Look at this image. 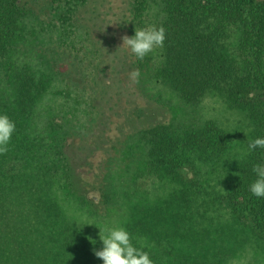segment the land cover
I'll return each instance as SVG.
<instances>
[{
    "label": "trees",
    "instance_id": "16d2710c",
    "mask_svg": "<svg viewBox=\"0 0 264 264\" xmlns=\"http://www.w3.org/2000/svg\"><path fill=\"white\" fill-rule=\"evenodd\" d=\"M148 26L165 28L164 46L137 60L122 38ZM166 94L192 107L218 94L247 118L248 142L264 137V0H0V113L16 124L0 154V264H102L80 190L114 202L125 154L135 180L165 186L154 203L122 191L134 205L119 224L154 264L264 256V198L249 191L264 149L233 157L212 121L149 126Z\"/></svg>",
    "mask_w": 264,
    "mask_h": 264
},
{
    "label": "rangeland",
    "instance_id": "374dc122",
    "mask_svg": "<svg viewBox=\"0 0 264 264\" xmlns=\"http://www.w3.org/2000/svg\"><path fill=\"white\" fill-rule=\"evenodd\" d=\"M117 2L115 4V2L112 1L109 6L115 9L117 4L119 6V1ZM159 98L161 100H157L162 105L158 106L151 103L150 109L147 110L145 120L149 126L153 123L167 122L168 124L172 123L176 127H186L188 125L201 127L205 122L212 121L229 133L231 141H233L231 148L233 157L240 159L244 156V153H246L247 143L253 135V129L251 128L245 115L236 109H231L228 102L222 96L218 94H209L196 107L183 106L176 98L169 94H166L164 97L162 95V97ZM128 155L129 154L123 155V160L121 162L120 160L117 161L115 167L111 170L113 179L110 181L109 185H112V187L115 186L114 190L117 194L114 202L106 200L107 198L102 199L101 193L99 195L93 191H89L87 193L86 188L85 193H83L84 189L80 190L82 194L88 196L89 202L93 205L92 210L96 214L95 216L89 218L91 223L94 222L96 229L104 230L106 228L122 227L120 224L126 222L124 221L125 216L128 214L129 210H133L134 200L127 196L124 198L122 197V191H126L125 189L149 194L150 203H154V199H156V197L159 199V202L165 199V186L157 189V183H155L150 176L142 175L135 180V170L133 168V164L129 165L127 163ZM140 156V161H142V155ZM139 164L143 166L141 162H139ZM140 165H138V168L144 170V166L141 167ZM121 168H129V171H125L124 174H122V178H118L116 174L119 173ZM85 175L86 172H83V176L80 181L81 183L89 180V178ZM132 176L134 178V184L131 180ZM191 177L194 178L193 176ZM80 182L78 181V183ZM210 184H213V182H210L209 185ZM110 187L111 186H109V189ZM154 194H156V196H151ZM124 228L126 229L127 227ZM262 256L263 255H261V257L253 256V254L248 253L240 260L239 264H264V256Z\"/></svg>",
    "mask_w": 264,
    "mask_h": 264
},
{
    "label": "clouds",
    "instance_id": "9594fccd",
    "mask_svg": "<svg viewBox=\"0 0 264 264\" xmlns=\"http://www.w3.org/2000/svg\"><path fill=\"white\" fill-rule=\"evenodd\" d=\"M166 39V30L163 26H148L134 30V35L124 36L122 44L127 46L137 60H143L156 48H162ZM141 73L135 69L129 73L132 82L138 83ZM16 130V124L8 115L0 113V154L8 151L9 143ZM264 149V137H257L247 143V150ZM252 171L256 176L249 185V191L257 198H264V164H254ZM90 239V238H89ZM102 242L100 250L94 255L102 264H154L149 253L143 246L134 245L131 234L124 227L104 229V235L99 236ZM90 242L92 243L93 241ZM95 242V241H94Z\"/></svg>",
    "mask_w": 264,
    "mask_h": 264
}]
</instances>
